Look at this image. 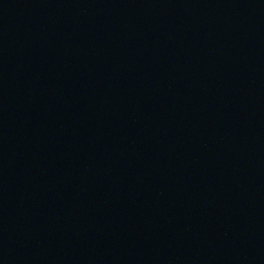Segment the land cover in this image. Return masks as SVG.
Listing matches in <instances>:
<instances>
[{
  "label": "water",
  "instance_id": "1",
  "mask_svg": "<svg viewBox=\"0 0 264 264\" xmlns=\"http://www.w3.org/2000/svg\"><path fill=\"white\" fill-rule=\"evenodd\" d=\"M0 264H264V0H0Z\"/></svg>",
  "mask_w": 264,
  "mask_h": 264
}]
</instances>
